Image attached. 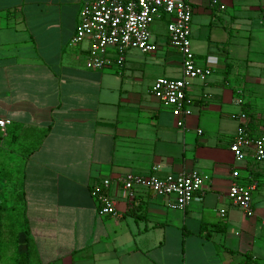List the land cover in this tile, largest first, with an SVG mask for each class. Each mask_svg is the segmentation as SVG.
I'll return each mask as SVG.
<instances>
[{
  "label": "crops",
  "instance_id": "0c3cea01",
  "mask_svg": "<svg viewBox=\"0 0 264 264\" xmlns=\"http://www.w3.org/2000/svg\"><path fill=\"white\" fill-rule=\"evenodd\" d=\"M91 1L0 0V119L10 121L0 134V176L20 188L25 226L16 234L0 214V264H264V186L251 218L227 199L232 171L242 180L264 173L229 150L236 99L264 119V0H183L195 58L213 62L211 77L187 89L192 114L183 128L151 95L163 68L146 86L125 71L146 54L129 50L120 66L89 70V42L69 46ZM163 22L152 39L165 67ZM193 171L206 181L183 211L171 197L144 189L127 197L112 183L104 192L119 216H102L91 195L105 178ZM14 238L13 250L6 243Z\"/></svg>",
  "mask_w": 264,
  "mask_h": 264
},
{
  "label": "built area",
  "instance_id": "2783aa9c",
  "mask_svg": "<svg viewBox=\"0 0 264 264\" xmlns=\"http://www.w3.org/2000/svg\"><path fill=\"white\" fill-rule=\"evenodd\" d=\"M223 9V7H220ZM164 20L166 33L171 47L181 55V78H157L152 87L151 95L168 109L176 119L178 128L184 127L185 119L192 114L187 89L194 80L207 81L213 73V62L209 59L199 63L194 55L191 44L192 8L183 0H94L85 3L80 11L78 23L69 46L79 45L88 41L90 46L84 58V66L89 70H104L115 64L120 66L123 54L129 50H138L142 54L157 51L152 39L150 27ZM115 54V59L110 55ZM236 105L242 101L236 99ZM243 126L246 125V118ZM10 121L0 119V134L5 136ZM198 133H201L200 131ZM229 150L236 162H243L250 156L255 164L264 163V134H249L238 129L233 135ZM231 183L227 192L230 204L239 209L246 218L254 215L253 194L259 181L249 175L240 182L237 170L231 173ZM206 177L198 172L156 175H139L127 173L115 180L105 178L92 186L91 195L98 202V213L102 216L118 217L113 199L104 191L111 184L117 185L124 196L132 197L139 189L151 192L157 197H171V208L185 210L201 191ZM223 217L225 211L220 210ZM264 227V205L260 216Z\"/></svg>",
  "mask_w": 264,
  "mask_h": 264
},
{
  "label": "rangeland",
  "instance_id": "374dc122",
  "mask_svg": "<svg viewBox=\"0 0 264 264\" xmlns=\"http://www.w3.org/2000/svg\"><path fill=\"white\" fill-rule=\"evenodd\" d=\"M156 22H160V21H156ZM156 22H154L150 27L151 34H152V27ZM163 23H165V22H163ZM191 30H192V25H191ZM165 35L167 36L166 30H165ZM168 50H169V52H168V54H166L167 57L165 60L168 64L165 67L162 64V63H164L163 57L161 56V54H159V52H155L152 54L144 55L145 58L142 59L141 64L137 67H134L133 65L130 66L131 64L125 65L124 66L125 71L136 73V74H138L139 77L144 76L143 86L147 85V81H150L151 77L156 78L158 73L160 74L162 72L161 71L162 68L165 71V73L163 74V76H165V78L179 79V78H181V72H180L181 68L179 66V63L181 62V55L176 51V49L171 48L170 46H169ZM130 53L137 55L138 52L137 51H131ZM144 59H145V61H144V63H142ZM156 61L161 63L160 67L155 64ZM177 77H179V78H177ZM152 85H151V87H152ZM239 98L241 100L243 99L242 96H240ZM248 99H249L248 97H245V100L248 101ZM260 115L263 116V113L258 112V111H256L254 113L255 132L264 134V119H261ZM243 122H244V118L241 119V118L237 117L236 122H234V123H235V126H238L239 123L242 124ZM234 123L232 122V124H234ZM232 137H231V139H232ZM231 139H230V141H231ZM246 161L248 163H250V165L254 169L260 168L264 171V163L255 164L252 161V159L250 158V156H248L244 162H246ZM260 175L261 176L258 177L257 181L262 183V185L260 187H263L264 186V173L260 174ZM244 176L246 179L248 177L247 173ZM5 178L6 177L4 175L0 176V206H1L0 214L2 217H5L7 220L6 225H5L6 228L7 229L10 228V229H12V232L18 234L20 232H23L25 229L24 228L25 226L23 225V222H22L21 213H20L21 206H20V202H19L18 197H17V196H19L20 188L15 187L14 185L5 184L3 182L5 180ZM245 179H243V180L240 179V182H244ZM15 242H16V240L14 238V239H11L10 241H8L6 244H8L10 246V249L14 250L16 247Z\"/></svg>",
  "mask_w": 264,
  "mask_h": 264
},
{
  "label": "trees",
  "instance_id": "16d2710c",
  "mask_svg": "<svg viewBox=\"0 0 264 264\" xmlns=\"http://www.w3.org/2000/svg\"><path fill=\"white\" fill-rule=\"evenodd\" d=\"M240 114L246 118L247 122L245 126L239 123L238 129H242L249 134H254L255 133L254 113L251 112L247 107L244 108V106L242 105ZM28 252H29V249H28Z\"/></svg>",
  "mask_w": 264,
  "mask_h": 264
}]
</instances>
